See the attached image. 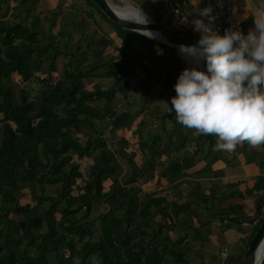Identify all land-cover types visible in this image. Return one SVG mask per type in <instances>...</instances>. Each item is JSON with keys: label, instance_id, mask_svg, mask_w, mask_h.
Wrapping results in <instances>:
<instances>
[{"label": "trees", "instance_id": "16d2710c", "mask_svg": "<svg viewBox=\"0 0 264 264\" xmlns=\"http://www.w3.org/2000/svg\"><path fill=\"white\" fill-rule=\"evenodd\" d=\"M85 1L101 12L91 0ZM7 3L8 0H0V8L4 4L7 11ZM71 10L76 15L77 11ZM87 13L79 15L80 23L92 17L90 11ZM25 14L29 23L37 20L33 26L26 24L15 11L0 13V264L186 262L187 246L183 248V242L188 231L194 239L198 237L202 222L172 238L168 232L177 225L180 214L197 217V207L202 204L239 194L236 190L224 193L220 189L218 194L209 193L199 186L198 179L205 177L202 173L209 171V163L216 154L199 168L183 172L181 168L189 166L186 160L192 159L187 153L178 161L182 162L181 168L170 170L172 159L167 154L178 148L176 135L171 134L181 126L174 111L167 114L172 126L170 133L160 130L148 138L140 137L135 143L136 150L128 149V141L122 134L112 147L108 146L105 130L117 133L131 117V111L117 112L113 106L116 94L126 97L125 76L132 73L129 64L124 58L100 59L102 46L112 42L111 36L101 39L95 36L94 40L88 37L89 50L77 43L73 50L67 51L68 44L61 47L48 38L54 25L50 17L45 32L37 26V14L29 10ZM103 16L121 40V50L123 47L131 50L132 34L142 33L120 27ZM69 20L74 21V15ZM167 24L182 35L200 39L199 35ZM57 32L61 31L57 29ZM58 55L63 59L60 70L54 64ZM174 60L180 61L178 57ZM137 65L143 75L159 74L145 64ZM14 74L18 76L17 83L13 80ZM100 75L109 77L110 83L100 86L94 81ZM30 80L38 85L35 91L23 85ZM193 139L198 141L200 149L205 142L208 149L216 144V137L211 135L195 132ZM131 150L142 154L140 163L133 158ZM117 154L125 157L128 164L125 171ZM162 154L168 161L155 166V158ZM86 157L90 160L82 164L81 160ZM155 167L165 184L159 182L157 187L139 195L138 178L147 180ZM178 173L183 178L171 181ZM106 180L108 184L104 188ZM43 184L59 185L60 189L46 194L36 191L39 194L29 200H19L17 193ZM256 186L260 192L254 197V211L243 216L247 221L254 220L252 231L232 264H239L249 239L264 219V215L257 216L264 204V180H258ZM72 188H76L74 193ZM162 188L174 189L173 193L178 196L160 194ZM181 197L185 199L179 203ZM95 204L103 205V210L91 215ZM35 205L40 206L37 219L32 212Z\"/></svg>", "mask_w": 264, "mask_h": 264}, {"label": "rangeland", "instance_id": "374dc122", "mask_svg": "<svg viewBox=\"0 0 264 264\" xmlns=\"http://www.w3.org/2000/svg\"><path fill=\"white\" fill-rule=\"evenodd\" d=\"M84 0H8L7 3V11H5V5L2 4L0 8V13L5 12V14H8V11H15L19 13L20 18H23L24 22L26 24L29 23V19L26 16L27 10L30 12H33L34 14H37L38 17V24L37 26H40L43 28V31H47L49 17L50 20L54 22L53 27L50 29L48 33V38L52 41H56L59 46L65 47L64 45L68 44L65 49L67 51H71L74 49L75 45L78 43L84 50H89V46L87 45V39L90 37L92 40H94L95 36L97 39H101L104 36H111L112 42L104 44L102 54L100 59H109L113 58V60L119 61L121 58H124L126 63L129 64V68L131 69L132 73H128V75L125 76V83L127 84V93L126 97L123 98L122 94H116V97L113 99V106L115 107V110L119 112L122 109H127L131 111V117L128 120L126 126L118 130L117 133L110 132L108 130H105L104 136L107 141L108 146L112 147L114 143L117 140L118 135L122 134L126 137L128 141V149L133 148L136 150V142L139 140L140 137H149L152 132L160 130L163 131V133H170L172 126L167 118L166 112V104L171 106L170 98L174 97L175 90H174V84L177 81V78L179 74L185 69H192L196 68L199 70L197 66H195L193 63L187 60L185 55H183L180 50L173 45H163L162 41L156 40L152 38V36H143L140 33H131L132 34V42L130 44V49L134 50L132 52L131 50L123 47V51L121 50V40L114 34L112 27H109V29L102 30L101 25L99 22L101 20H104L108 25L110 24L109 21L103 16V14L96 8L93 7V14L92 17L86 18L84 20V23L79 22V13L77 9L80 8L81 3ZM109 2L113 3L117 10L124 13V14H132L133 11L137 12L136 10L131 9V7H128L127 3L142 12L145 16L149 17L150 19H154L159 21V23H168L167 20H170L172 17H174V12L169 10L167 6H162L159 11L161 15L164 16L165 20H160L159 17L154 16L153 7H151L150 4L144 5L140 0H108ZM80 2L79 5L76 3ZM144 3V2H143ZM87 4V3H86ZM124 4V6H123ZM89 6V5H87ZM128 7V8H127ZM71 9H74L77 11L76 15L74 11ZM88 9V8H87ZM83 10V9H81ZM89 10L92 11V8ZM127 10V12H126ZM71 11V12H70ZM129 11V12H128ZM87 13V11H85ZM139 13V12H138ZM68 14V15H67ZM78 14V15H77ZM88 14V13H87ZM140 14V13H139ZM74 15V21L69 20ZM67 16V19L65 18ZM143 16V15H142ZM148 19V18H147ZM36 19H34L31 24L32 26L36 23ZM47 29V30H46ZM57 29H59L61 32L58 33ZM186 31H190L189 29ZM101 33V35H99ZM142 33V32H141ZM68 34H71V37H68ZM93 37V38H92ZM157 41V42H156ZM160 42V43H158ZM157 50V51H156ZM172 50V52H171ZM153 51V52H152ZM158 51L162 52V54H158ZM157 52V53H156ZM178 57L180 61L177 63L174 58ZM63 59L61 56H57L54 60L55 67L60 70L62 66ZM191 63V64H190ZM137 64H145L148 66L149 69L158 71L159 74L152 75V74H146L143 75V71L140 67H138ZM188 66V67H187ZM18 76L13 75V80L17 83ZM94 81H97L100 86L104 87L108 83H110V78L105 77L104 75H100L99 77H95ZM23 84V83H22ZM88 84V83H87ZM26 88L30 91H35L37 88V83L35 80H30L27 83H24ZM147 132L145 135L144 133ZM195 131H189L184 126H179V131L172 133L171 135H176L177 145L178 148L175 150H170L168 152L169 159H172L169 162V168L170 170H174L175 168H178L181 166L178 162L185 154H189L192 156V158L200 157V145L198 141H194ZM130 150V149H129ZM132 151V150H131ZM133 152V151H132ZM134 153V152H133ZM214 153L216 156L218 155L216 151H213V147L209 149V152L207 154V159L205 161L210 160ZM126 156V154H124ZM198 157V158H199ZM133 158L137 161V163H140L142 160V154L135 152L133 154ZM117 159L121 162L123 170L125 171L128 167L127 162L125 161V157L122 155L117 154ZM89 158H83L81 160V163L83 164L86 161H89ZM168 161L167 157H165V154H162L155 158L154 165L156 166H162L165 165ZM189 160L187 159L186 162ZM174 162V163H173ZM178 162V163H175ZM212 162V161H211ZM171 163V164H170ZM177 166V167H176ZM181 168V167H180ZM186 167H182L181 171L185 172L183 169ZM186 170H191V168H187ZM159 170L157 167H155L153 171V175H151L147 180H144L141 177L138 178L137 185L140 186V192L139 195L144 190H151L155 187H157L160 183L159 181ZM206 170V173H202L203 176L206 178L211 177L212 171L209 169V171ZM184 175L182 173H178L177 176H174V178H171L172 180H178L180 178H183ZM163 179V178H162ZM165 180V179H164ZM203 178L198 179L199 186L201 187L200 181H202ZM80 182V181H79ZM104 188H106L108 184V180L104 181ZM182 185V184H181ZM183 186V185H182ZM180 186V187H182ZM198 189V187H194ZM59 185H49V184H43L41 187L37 186L36 189H32L29 191V189H24L22 192L17 193V196L21 202H24L26 200H29L33 196H36L37 192H40L41 194L46 193H55V190H59ZM76 188H72V193H74ZM37 191V192H36ZM169 192L175 191L174 189L168 190ZM219 192V191H218ZM218 192L216 194H218ZM189 199H192V196H188ZM203 205V204H202ZM103 210V205L95 204L89 214H95L97 212H100ZM237 211H240V207L237 206L233 208L231 211L229 208H217L215 209V212H220V214L214 215V217L221 215L222 217H225V215H231L232 223H236L235 216L237 215ZM33 214L35 218L37 219L40 214V206L35 205L33 209ZM181 215V214H180ZM264 215V204L262 205V208L260 212L257 214V216ZM255 217V216H254ZM257 218V217H255ZM179 218H177V222ZM230 221V220H229ZM180 222V221H179ZM198 226V225H195ZM232 225L224 226L226 229L220 230V233H225V238L222 236L219 239L223 240L224 242L230 241L233 237L239 236L238 229L232 230ZM178 226H175L174 228H177ZM216 228V227H215ZM235 228V227H234ZM43 229V227H41ZM223 231V232H222ZM225 231V232H224ZM248 234L245 235V238H241L243 241L247 239ZM202 238H204V234H202ZM245 243V242H244ZM51 264H67L66 262H53L51 261Z\"/></svg>", "mask_w": 264, "mask_h": 264}, {"label": "clouds", "instance_id": "9594fccd", "mask_svg": "<svg viewBox=\"0 0 264 264\" xmlns=\"http://www.w3.org/2000/svg\"><path fill=\"white\" fill-rule=\"evenodd\" d=\"M192 12L208 20L192 21L201 35L197 45L187 48L197 62L205 61L206 72L185 68L166 112L174 111L177 122L196 134L216 137L213 151L233 152L245 142L264 145V5L257 8L247 35L239 29L217 34L211 7L194 6ZM256 264H264L259 253Z\"/></svg>", "mask_w": 264, "mask_h": 264}, {"label": "crops", "instance_id": "0c3cea01", "mask_svg": "<svg viewBox=\"0 0 264 264\" xmlns=\"http://www.w3.org/2000/svg\"><path fill=\"white\" fill-rule=\"evenodd\" d=\"M140 1L144 5L150 4L151 7L155 8L153 9L154 13L152 14L156 16L160 15L161 21L163 19L165 20V18L161 15V12L159 13L157 11V9L162 6H167L169 10L174 12V17L167 20L169 24L172 23L182 30L189 29L191 33L199 36L201 34L198 31L193 30L192 21L194 19H203L205 23H208V20L206 17H201L198 13L192 12L194 6L200 9L205 7L213 8L227 1L231 2L234 4V9L229 18V26L235 30L239 29L244 35H247V33L254 28V15L257 8L264 5V0ZM79 3L80 2H77L76 4L79 5ZM86 3L87 2L84 0L81 3V7L75 9H77L79 14H85V11H90L92 16L94 12L93 7L89 3ZM90 8H92V11L89 10ZM174 8H176V10ZM189 12H192V14H188ZM99 24L101 25L102 30L111 27L110 24L108 25L104 20H101ZM215 32L221 36L225 33V31ZM155 55H158V53ZM199 150V152L203 151L200 153V157L198 156L199 158H192L191 160L188 159L189 166L183 169L185 172L195 170L205 163L207 157L203 158V155L205 152H209L208 144L206 142L203 143ZM217 154L218 155L211 160L212 162L210 161L209 163L210 170L212 171L211 177H203V180L200 181L202 189H205L209 193H216L220 189L224 193L238 191L239 194L236 195L233 193L231 195H226L220 202L214 199L211 204L205 203L203 204L204 206L197 207L199 210L197 217H186L182 214L178 217V220L180 221L177 222L176 226L178 227L168 232L172 238L183 235L190 226L198 225L199 222H202V225L199 226L200 233L198 237L194 239L191 231H188V236L183 242V248L187 246L185 252L187 261L177 262L175 264H232L234 262V256L245 246L252 231L254 220L247 221L243 216H248L253 213L254 197L260 192V189L256 190L255 187H257L256 184L258 180H264V178L261 179L260 177L264 175V148L261 146L251 147L245 142L237 146L233 152H217ZM187 168H191V170H186ZM160 183L162 185L165 184L164 179L160 178ZM247 190L250 192L248 193ZM159 193H166L167 197L173 198L178 196L173 192H169L168 189L163 188ZM184 199V197L178 198V202H183ZM234 204H237L235 207L240 205V211H237V215L235 216L236 223H232L231 221L232 212L230 213V216L225 215L226 219L221 215L214 217V215L220 214V212L216 213L215 209H221L224 207L230 209ZM231 210L232 209H230V211ZM230 224L232 225L231 227L233 231L237 228L240 233L239 236H235L230 241L224 242V239L220 240L219 238L222 236L225 238V233H220L219 229H226L224 226ZM202 234H204V238H202ZM246 234H248L247 239L243 241L241 238H245Z\"/></svg>", "mask_w": 264, "mask_h": 264}, {"label": "water", "instance_id": "95a60500", "mask_svg": "<svg viewBox=\"0 0 264 264\" xmlns=\"http://www.w3.org/2000/svg\"><path fill=\"white\" fill-rule=\"evenodd\" d=\"M101 12L116 23L120 27L129 28L136 30L138 32L145 33L150 36L145 30L156 29L159 30L162 39H154L167 43L169 45H179V44H195L197 45L198 39L190 36H185L180 34L177 29L168 24L159 23L153 19L149 20H139L133 15L126 16L117 13L112 4L108 0H91ZM133 7V6H132ZM134 8V7H133ZM151 37V36H150ZM202 71L206 72L205 61H202ZM264 242V219L256 227L251 238L249 239L242 256L240 258L239 264H256V254L259 246Z\"/></svg>", "mask_w": 264, "mask_h": 264}, {"label": "bare ground", "instance_id": "6f19581e", "mask_svg": "<svg viewBox=\"0 0 264 264\" xmlns=\"http://www.w3.org/2000/svg\"><path fill=\"white\" fill-rule=\"evenodd\" d=\"M111 3V2H110ZM112 4V7L114 8V10L117 12V13H119V14H122V15H126V16H130V15H133V16H135L136 18H139V20H141V17H140V15H143L142 17H143V20H149L150 18L149 17H147V16H145L144 14H142V12H140L139 10H137L136 8H133L130 4H128L127 3V5H128V7H131V9H133V10H136L137 12H134L133 11V13L132 14H124V13H122V12H120V11H118L117 10V8H116V6L113 4V3H111ZM123 6H124V4H123ZM127 7V8H128ZM126 12H127V10H126ZM129 12V11H128ZM140 14H139V13ZM148 18V19H147ZM145 32H147L150 36H152V37H154V38H156V39H162V36H161V33H160V31L159 30H156V29H147V30H145ZM193 45H195V44H179V45H176V47L180 50V52L183 54V55H185V57L187 58V60L188 61H190L191 63H193L195 66H197L198 68H199V70L200 71H202V61L203 60H200L199 62H197L195 59H194V57H193V55L192 54H190V53H188V51H187V48L189 47V46H193ZM181 46H184V48L182 49L181 48ZM190 63V64H191ZM188 67V66H187ZM257 253H259L261 256H263L264 255V242H263V244H261L260 246H259V248H258V250H257Z\"/></svg>", "mask_w": 264, "mask_h": 264}, {"label": "built area", "instance_id": "2783aa9c", "mask_svg": "<svg viewBox=\"0 0 264 264\" xmlns=\"http://www.w3.org/2000/svg\"><path fill=\"white\" fill-rule=\"evenodd\" d=\"M176 10V8H174ZM234 9V4L227 1L221 5L215 6L212 8V15L216 17L213 22V30L215 31H225L228 29L235 30L229 26V18Z\"/></svg>", "mask_w": 264, "mask_h": 264}]
</instances>
